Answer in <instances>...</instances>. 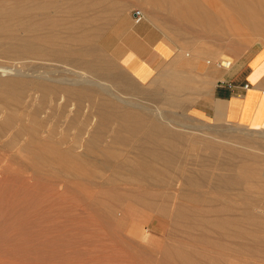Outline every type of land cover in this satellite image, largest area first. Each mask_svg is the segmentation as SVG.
Instances as JSON below:
<instances>
[{"label": "bare ground", "instance_id": "obj_1", "mask_svg": "<svg viewBox=\"0 0 264 264\" xmlns=\"http://www.w3.org/2000/svg\"><path fill=\"white\" fill-rule=\"evenodd\" d=\"M128 2L0 0V57L23 65L48 57L54 62H70L80 68H68L69 77L54 76L55 71L52 74L36 69L30 71L21 65H0V113L2 110L4 113L0 115L1 142L24 140V149L31 148L34 159L45 160L47 156H53L60 162L63 173L83 172L93 164L95 170L129 173L131 184L144 177L148 185L160 189V198L153 200L139 191L128 193L133 202L142 203L154 213L168 216L171 223L186 226L191 231L200 233L207 230L212 235L223 234L226 238L224 247L231 248L230 238L236 239L235 250L241 251L244 249L241 242L246 236L253 242L259 241L255 232V217L245 214V208L237 206V201L245 195L240 187L247 177H250L248 184L251 187L258 184L256 178L261 163H264V148L252 141L229 142L220 136L215 137L221 140H214L213 136L200 131L198 136L206 139L203 145L208 150L207 157L193 160L197 165L194 172L185 170L188 167L183 168L181 147L190 142L186 137L189 134L175 126H181V123L166 116L163 109L152 108L143 101L119 93L113 83L101 78L112 70L108 64L98 62L94 41L98 32L114 16L116 18L128 11ZM142 2L156 9L172 11L171 16L179 20L206 27L207 34L225 33L228 39L237 43L264 34V0ZM223 27L228 30H222ZM180 50L182 53L178 58L182 55V59L179 62L205 63L191 56L186 57L184 47ZM163 69L153 81L163 78L168 89L184 88L189 84L188 80L185 82L184 74L175 73L171 67ZM57 104L62 108L58 117H64V111L68 110L70 117L67 124L76 128L74 137L79 138V141H73L64 148L59 147L63 139H55L54 126L44 129L47 121L56 115L52 111ZM28 106L32 110L28 123H25L20 110ZM169 106L173 105L170 103ZM81 112L83 118H80ZM93 121L90 129L88 126ZM86 134V140L82 142L81 138ZM106 137L109 142L103 147L100 143ZM118 144L128 147L130 155L112 166V155L116 154L115 145ZM195 144L191 143L194 147ZM93 154L100 157H92ZM214 169L222 172L210 173ZM218 194L225 197L222 204H219ZM122 197L124 195L117 198ZM235 208L239 211L238 216L232 215ZM116 211V214H122L120 210ZM246 223L255 228L251 229ZM137 233L140 235L141 230L138 229ZM193 240L203 242L205 238ZM206 241L212 247L218 246L217 239L213 237L206 238ZM202 258V252L195 247L177 242L163 250L158 262L203 264ZM209 258L211 264L217 260L215 253H210ZM226 258L221 256V263L236 264L226 261Z\"/></svg>", "mask_w": 264, "mask_h": 264}, {"label": "rangeland", "instance_id": "obj_2", "mask_svg": "<svg viewBox=\"0 0 264 264\" xmlns=\"http://www.w3.org/2000/svg\"><path fill=\"white\" fill-rule=\"evenodd\" d=\"M128 1V11L116 18L114 16L98 32L94 41L98 62L108 64L112 70L101 78L113 83L119 93L143 101L152 108L163 109L166 116L181 123V126H175L189 134L186 137L187 142H190L181 147L180 156H183L180 162H183V168L188 167L185 170L194 172L197 165L193 160L207 157L208 150L203 145L206 139L198 136L200 131L213 136L214 140H221L215 137L220 136L229 142L252 141L264 148V129H249L221 120L199 119L188 113L189 105L198 96L200 83L204 82L200 68L212 67L214 75L225 70L223 63L225 61L229 65L230 59L225 56L216 59L219 54L243 53L239 56L245 57L252 49L264 45V34L237 43L228 39L225 33L207 34L206 27L179 20L171 16L172 11L156 9L149 3L144 5L142 0ZM135 9L141 13L138 21L132 16ZM222 30L228 29L223 27ZM156 39L160 41L155 47L167 56L166 68L171 67L175 73L184 74L185 82L188 80L189 84L184 88H165L163 78L153 81L165 66L154 74L149 73L146 76L151 75L148 80L146 77L141 78L139 73H129L120 64L119 53L126 46L139 47L142 41ZM180 46L185 48L188 58L201 55L204 58L207 56V60L208 57L216 60L204 65L197 62L170 63L171 57L182 53ZM24 64H15L0 57V65H21L30 71L36 69L50 74L55 71L54 76L70 77L68 68L80 70L70 62H54L48 57ZM31 108L28 106L20 110L25 123H28ZM53 110L52 113L56 115L47 121L44 129L54 126L55 139H63L59 147H68L73 141H79V138L74 137L76 128L67 124L70 117L68 110L64 111V117H58L61 105L57 104ZM2 111L0 115L4 114ZM83 116L81 112L80 118ZM93 125L94 121L88 127L91 129ZM85 136L87 134L81 138L82 142L86 140ZM25 142L8 143L0 139V264H159L158 256L166 247L177 242L201 251L203 264H211L210 253L216 254L214 264H224L220 261L223 255L224 258L227 256L226 261L236 264H264V163H261L257 174L258 184L251 187L248 184L250 177H247L240 187L245 195L237 201V206L245 208V214L255 217L257 227L247 223L246 226L255 228L259 241L253 242L246 236L241 242L244 249L236 251V239L230 238L231 248L224 247L225 235H212L207 230L200 233L191 231L186 226L171 223L168 216L158 215L146 205L136 204L128 198V193L139 191L148 194L150 199L159 200L160 189L148 185L144 177L136 184H131L129 173L95 170L93 164L83 172L63 173L60 162L53 156H47L45 160L34 159L32 149H24ZM108 142L109 138L106 137L100 145L104 147ZM195 142L194 147L191 143ZM127 150L128 147L124 145H115L116 154L112 155L111 165L115 166L129 156ZM91 156L100 157L97 154ZM220 172L214 169L210 173ZM119 195L124 197L118 199ZM218 198L219 204H222L224 195L218 194ZM116 210L122 214H116ZM238 214L235 208L232 215ZM138 229L141 230L140 235ZM201 237L205 238L203 242L193 240ZM210 237L217 239L218 246L212 247L206 241Z\"/></svg>", "mask_w": 264, "mask_h": 264}, {"label": "crops", "instance_id": "obj_3", "mask_svg": "<svg viewBox=\"0 0 264 264\" xmlns=\"http://www.w3.org/2000/svg\"><path fill=\"white\" fill-rule=\"evenodd\" d=\"M158 41H142L139 47L126 46L119 53L120 64L129 73L141 74L143 79L149 73H156L167 66V56L155 47ZM179 54L171 57L169 62L180 64L182 55L179 59ZM242 54H219L216 59L225 56L230 60L229 65L224 61L225 70L215 75L212 67L200 68L204 82L200 83L198 96L188 107L191 116L210 121L221 120L249 129H264V45L252 49L245 57H240ZM192 57L204 60V64L216 60L210 57L207 60V56L204 58L201 55ZM125 59L127 62L124 63ZM243 84L247 86L242 88Z\"/></svg>", "mask_w": 264, "mask_h": 264}, {"label": "built area", "instance_id": "obj_4", "mask_svg": "<svg viewBox=\"0 0 264 264\" xmlns=\"http://www.w3.org/2000/svg\"><path fill=\"white\" fill-rule=\"evenodd\" d=\"M132 16L133 18L135 19V21H138L141 17V13L139 10L135 9L133 12H132ZM247 85L246 84H243L242 85V88H245Z\"/></svg>", "mask_w": 264, "mask_h": 264}]
</instances>
